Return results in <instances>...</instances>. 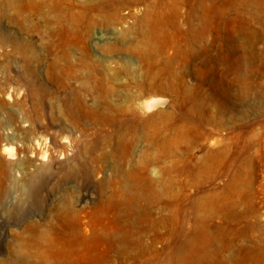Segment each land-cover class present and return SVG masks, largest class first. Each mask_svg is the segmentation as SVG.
<instances>
[{"label": "rangeland", "instance_id": "obj_1", "mask_svg": "<svg viewBox=\"0 0 264 264\" xmlns=\"http://www.w3.org/2000/svg\"><path fill=\"white\" fill-rule=\"evenodd\" d=\"M0 264H264V0H0Z\"/></svg>", "mask_w": 264, "mask_h": 264}, {"label": "bare ground", "instance_id": "obj_2", "mask_svg": "<svg viewBox=\"0 0 264 264\" xmlns=\"http://www.w3.org/2000/svg\"><path fill=\"white\" fill-rule=\"evenodd\" d=\"M157 105H158L157 102H152V103H150V104L148 105V108H149V109H152V108H155Z\"/></svg>", "mask_w": 264, "mask_h": 264}]
</instances>
